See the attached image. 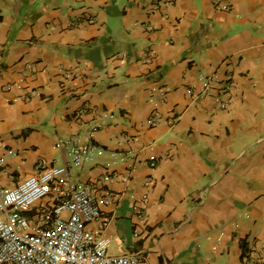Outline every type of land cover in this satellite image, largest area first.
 <instances>
[{
	"label": "crops",
	"instance_id": "1",
	"mask_svg": "<svg viewBox=\"0 0 264 264\" xmlns=\"http://www.w3.org/2000/svg\"><path fill=\"white\" fill-rule=\"evenodd\" d=\"M224 1L0 0L3 184L67 166L102 180L109 222L88 228L110 254L244 264L264 244V0ZM69 139L94 146L80 167Z\"/></svg>",
	"mask_w": 264,
	"mask_h": 264
},
{
	"label": "built area",
	"instance_id": "2",
	"mask_svg": "<svg viewBox=\"0 0 264 264\" xmlns=\"http://www.w3.org/2000/svg\"><path fill=\"white\" fill-rule=\"evenodd\" d=\"M150 2L152 12H157L172 5L174 0ZM215 3L221 9H229L224 0ZM152 53L148 51L146 57ZM31 73L32 66L28 65L26 75ZM212 78L211 73L205 76L206 94ZM25 79L21 77L7 88L15 86L27 98L36 91L25 90ZM156 121L157 116L149 123ZM94 131L89 132L90 139ZM65 143L69 144L74 166H82L94 153L92 144L80 147L76 139ZM149 162L151 166L156 164L154 157ZM108 179V176L104 178ZM101 185L102 180L74 181L67 166H48L43 162H37L35 172L13 186H6L0 180V264H149L138 253L110 254V238L88 228L91 222H99L101 228L109 222L98 204ZM244 264H264L263 243L251 242Z\"/></svg>",
	"mask_w": 264,
	"mask_h": 264
}]
</instances>
